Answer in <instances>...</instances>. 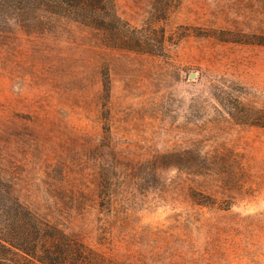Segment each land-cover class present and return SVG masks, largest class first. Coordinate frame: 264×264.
I'll return each instance as SVG.
<instances>
[{"label":"rangeland","instance_id":"1","mask_svg":"<svg viewBox=\"0 0 264 264\" xmlns=\"http://www.w3.org/2000/svg\"><path fill=\"white\" fill-rule=\"evenodd\" d=\"M155 3L115 8L132 28L165 29L163 57L0 15V173L42 215L83 201L73 232L129 264H264V130L236 125L213 97L215 84H236L264 109V0H180L160 22ZM193 149L210 176L149 174L156 156ZM104 171L111 210L97 201Z\"/></svg>","mask_w":264,"mask_h":264},{"label":"trees","instance_id":"2","mask_svg":"<svg viewBox=\"0 0 264 264\" xmlns=\"http://www.w3.org/2000/svg\"><path fill=\"white\" fill-rule=\"evenodd\" d=\"M179 3L180 0H156V21H166ZM10 11L28 32L40 31L43 19L51 32L64 24H75L95 35L110 50L163 57L169 41L165 29H155L154 23L138 30L121 20L115 0H0V15ZM257 43L264 44L262 40ZM213 97L236 125L264 130V109L249 100L244 87L215 84ZM209 160L199 149H193L156 156L148 163V169L155 178L158 170L164 168H174L194 178L208 177L213 172ZM107 172L102 173L97 184V201L102 210H111L115 202ZM190 197L198 205L215 203L210 196L192 189ZM74 203L71 201L73 206L65 216L42 215L24 203L16 185L0 173V264H129L91 246L82 234L73 232V212L80 217L84 210L83 201ZM106 240L99 238L102 244Z\"/></svg>","mask_w":264,"mask_h":264},{"label":"water","instance_id":"3","mask_svg":"<svg viewBox=\"0 0 264 264\" xmlns=\"http://www.w3.org/2000/svg\"><path fill=\"white\" fill-rule=\"evenodd\" d=\"M195 75L194 74H192V77H194Z\"/></svg>","mask_w":264,"mask_h":264}]
</instances>
